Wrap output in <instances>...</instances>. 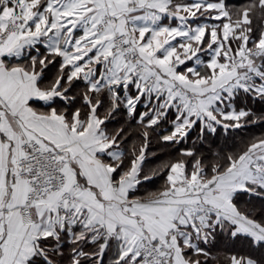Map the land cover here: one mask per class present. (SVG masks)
I'll return each mask as SVG.
<instances>
[{
    "label": "snow or ice",
    "instance_id": "6c2138e0",
    "mask_svg": "<svg viewBox=\"0 0 264 264\" xmlns=\"http://www.w3.org/2000/svg\"><path fill=\"white\" fill-rule=\"evenodd\" d=\"M261 106L264 0H0V264H264Z\"/></svg>",
    "mask_w": 264,
    "mask_h": 264
},
{
    "label": "trees",
    "instance_id": "16d2710c",
    "mask_svg": "<svg viewBox=\"0 0 264 264\" xmlns=\"http://www.w3.org/2000/svg\"><path fill=\"white\" fill-rule=\"evenodd\" d=\"M253 107H256V106L253 105ZM261 107H264V106H261ZM256 131H257V134H258V130H256ZM218 143L222 145L223 144V140L218 141Z\"/></svg>",
    "mask_w": 264,
    "mask_h": 264
}]
</instances>
